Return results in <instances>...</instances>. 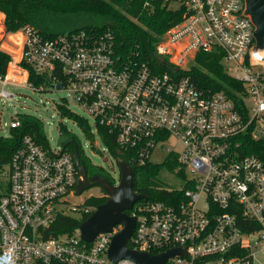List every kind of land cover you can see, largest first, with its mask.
<instances>
[{"label": "built area", "instance_id": "2783aa9c", "mask_svg": "<svg viewBox=\"0 0 264 264\" xmlns=\"http://www.w3.org/2000/svg\"><path fill=\"white\" fill-rule=\"evenodd\" d=\"M154 1L182 10V20L156 45L175 72L125 57L110 29L46 37L27 26L21 29L23 78L0 75V97L15 99L4 88L8 84L66 89L93 118L87 119L96 138L101 141L98 127H105L130 164L153 163L159 145L167 158L177 156L181 167L171 172L183 185L161 186L167 199L145 194L128 211L137 220L130 249L158 255L184 248L164 264H264V161L245 143L246 136L264 140V49H257L245 0H147L145 6ZM214 50L223 53L228 74L243 83L238 94L246 109L225 91L199 87L178 72L198 52ZM30 68L43 82L30 80ZM8 125L20 127L19 116ZM170 139L180 147L163 145ZM118 177L112 176L114 183ZM80 178L72 151L23 136L0 176V264H140L109 256L123 224L91 243L79 228L51 232L59 216L93 210L69 202Z\"/></svg>", "mask_w": 264, "mask_h": 264}, {"label": "trees", "instance_id": "16d2710c", "mask_svg": "<svg viewBox=\"0 0 264 264\" xmlns=\"http://www.w3.org/2000/svg\"><path fill=\"white\" fill-rule=\"evenodd\" d=\"M147 0H0V14H5V31L17 32L24 27L30 26L46 37H55L60 34L71 33L81 29H95L104 31L110 29L116 37V45L125 57L130 56L145 62L158 72L173 73L174 66L165 64L156 52V45L164 34L182 20V10L169 9L160 1H154L150 7L145 6ZM3 30L2 27H0ZM164 60V61H163ZM11 55L0 49V75H6ZM180 69V68H179ZM178 72L190 76L192 80L202 88L213 91H225L236 103L246 109V105L239 96L244 88L243 83L230 76L223 62V53L219 50L212 52L200 51L192 60V64ZM30 80L35 84L43 82L37 78L33 69L30 68ZM58 111L62 118H68L78 124L85 132L87 138L93 139L95 134L89 120L70 110L67 101L58 104ZM21 126L10 129V135L0 138V176L3 168L11 161L16 149L21 145L25 134H33L42 142H48L44 125L35 115L23 114L19 116ZM62 144L68 143L65 150L78 151L81 162L87 172L108 177L113 183L114 178L109 172L101 167L94 166L86 158L81 141L74 134H68L65 127L60 130ZM98 133L101 141L111 151L113 157L118 160V147L114 135L109 134L105 127L99 126ZM73 140V142H70ZM246 151L256 153L264 161V140H254L246 136ZM123 152V157L130 163L129 155ZM134 168V189L148 197L167 199V192L157 188L164 186L158 179L157 173L163 168L169 171L179 169L181 164L176 155H170L162 166L147 163L141 167L131 164ZM162 168V169H161ZM184 175V169H180ZM5 183L0 179V196L4 191ZM106 193L100 196L88 198L84 206L91 207L90 213L83 215H61L51 226V232L55 235L72 234L86 221L96 210L97 206L108 200Z\"/></svg>", "mask_w": 264, "mask_h": 264}, {"label": "rangeland", "instance_id": "374dc122", "mask_svg": "<svg viewBox=\"0 0 264 264\" xmlns=\"http://www.w3.org/2000/svg\"><path fill=\"white\" fill-rule=\"evenodd\" d=\"M4 14V12H3ZM0 14V49L8 52L12 61L8 68V77H11V81L23 78L24 75L21 66L22 64V45H23V33L22 30L13 32L14 34H8L3 26L4 16ZM10 33V32H9ZM165 35V34H164ZM164 39V36L161 40ZM193 58H190L189 66L192 64ZM2 84L0 83V90H2ZM4 88L10 92L15 93L14 100H7L4 97H0V138L10 135L9 123L11 117H17L23 114H31L37 116L38 120L42 122L47 134L49 145L53 149L60 148V130L65 127L68 134H74L81 141L84 148L86 158L94 166H98L106 169L111 176L114 174L120 175L117 160L113 157L110 149L103 144L100 140L94 136L93 139H88L85 132L78 126V124L68 118H62L58 111V104H64V99L68 101V107L75 113L84 116L93 123V118L89 115L86 108L79 104L66 89H47L45 91H36L30 87H22L16 84L5 85ZM163 145L169 148H173L177 145L175 139H170L163 142ZM168 153L161 149V146L157 148L151 154V161L153 164L162 166L166 160ZM156 172L158 179H160L164 185H170L180 187L183 185V181L173 172L166 168L158 167ZM116 181V180H115ZM119 181V177H118ZM104 194V190L101 186H94L86 189L81 194L69 199L70 204H77L80 208L84 207L85 201L92 196H100Z\"/></svg>", "mask_w": 264, "mask_h": 264}, {"label": "water", "instance_id": "95a60500", "mask_svg": "<svg viewBox=\"0 0 264 264\" xmlns=\"http://www.w3.org/2000/svg\"><path fill=\"white\" fill-rule=\"evenodd\" d=\"M245 5L244 14L251 19L255 26L254 37L257 42V49H264V0H245ZM62 141L60 138L59 144L65 149L69 142L63 145ZM73 155L82 176L78 181L77 193L81 194L91 187L101 186L104 193L109 197L105 203L97 206L93 214L79 226L84 241L91 243L99 234L110 232L117 224H123V230L113 237L109 248V256L115 261L129 259L140 264H164L170 256L184 253L185 250L182 247L172 248L158 255L132 250L128 247L137 221L134 216L128 214V211L146 195L134 189V168L123 157L121 150L118 151L119 158L117 160L120 171L118 183H113L103 175L89 178L87 169L81 162L79 152L76 150Z\"/></svg>", "mask_w": 264, "mask_h": 264}, {"label": "flooded vegetation", "instance_id": "af4514ba", "mask_svg": "<svg viewBox=\"0 0 264 264\" xmlns=\"http://www.w3.org/2000/svg\"><path fill=\"white\" fill-rule=\"evenodd\" d=\"M97 175H100V174H98V173H93V172H91L90 170L88 171V176H89V178H91V177H93V176H97ZM139 192V191H138ZM140 193H142V192H140Z\"/></svg>", "mask_w": 264, "mask_h": 264}, {"label": "crops", "instance_id": "0c3cea01", "mask_svg": "<svg viewBox=\"0 0 264 264\" xmlns=\"http://www.w3.org/2000/svg\"><path fill=\"white\" fill-rule=\"evenodd\" d=\"M2 15V14H1ZM3 16L5 17V14H3ZM3 26H4V23H3ZM5 27V26H4ZM8 34H14L13 32H10Z\"/></svg>", "mask_w": 264, "mask_h": 264}]
</instances>
